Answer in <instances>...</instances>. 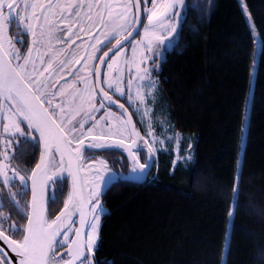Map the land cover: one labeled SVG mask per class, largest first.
I'll list each match as a JSON object with an SVG mask.
<instances>
[{"label": "trees", "instance_id": "1", "mask_svg": "<svg viewBox=\"0 0 264 264\" xmlns=\"http://www.w3.org/2000/svg\"><path fill=\"white\" fill-rule=\"evenodd\" d=\"M207 10L202 15L187 0L172 47L154 70L155 95L146 101L154 133L158 119L167 122L190 159L158 149L146 179L134 181L123 150H86L85 161L103 155L118 174L100 194L105 211L94 264H264V0H211ZM16 26L10 33L26 49L27 35ZM15 138L9 161L26 172L38 143ZM139 149L145 163L149 148ZM66 185L55 204L49 196L48 217L63 204ZM9 189L18 193L19 179L4 187L0 178V230L21 240L23 231L11 225L25 228L26 218L12 210ZM28 194L24 185L16 198L28 204Z\"/></svg>", "mask_w": 264, "mask_h": 264}, {"label": "snow or ice", "instance_id": "2", "mask_svg": "<svg viewBox=\"0 0 264 264\" xmlns=\"http://www.w3.org/2000/svg\"><path fill=\"white\" fill-rule=\"evenodd\" d=\"M152 3L153 7L146 9L147 24L144 25L143 38L137 41V45H144L147 51H152L153 45L159 46L164 43L165 37L160 33L168 31L171 27L170 25L165 26L164 21L169 18L170 10H174L177 4H182V0H167V2L159 4L156 0H152ZM20 7L21 5L14 4L11 0H0V24L10 25L15 15L17 27L23 28L22 34L32 36L31 46L23 55L14 48L12 38L7 39L10 51L4 50V40L0 39V134L5 138V160L9 159L7 148L11 147L14 138L23 137L25 144H31L33 131L39 133L38 139L43 145V149L40 163L36 165V169L32 171L30 177L32 192L30 204H22L21 200L16 198L17 195H20L22 199L26 177L20 176L16 169H12V176H9L6 170L0 172L4 187H7L17 176L19 177V192L13 193L9 189L8 203L14 212L25 217L28 221L25 228L11 225V230L14 233L24 232L22 240L10 242L12 251L19 257L18 264H61V259H58L61 254L58 249L66 247L67 251L64 255H67L69 259L63 264H76L77 261L79 264H94L90 254L95 249L96 231L100 218L98 214L99 202L96 201L89 210L86 209L91 203V198L98 196L99 182L104 181V176L99 171L94 173L99 181L96 188L89 191L88 196L85 197L83 189L89 184V181L81 177L84 162L82 151L85 149L126 147L128 155L132 159L133 171L143 169L146 165L139 163L136 153L132 150L133 147H138L135 141L132 146H125L123 141L109 142L112 136L123 135L128 131V126L131 124L130 118L120 119L119 128L109 125L106 134L104 129H101L102 134L98 138L94 137L90 141L82 139L85 135H92L94 129L99 126V122H94L92 127H89L85 132L84 126L87 121L76 119L84 111L83 106L91 104L93 100L91 92L95 89L89 88L86 77L81 78V82L85 84L84 90L75 89L67 101H62V104L56 105H53L52 101L58 93L47 92L48 84L46 80H41L40 77L44 76L45 73H48L49 76L57 72L62 73L72 63V59L68 58L67 54H65V59L57 62L59 52L53 51L50 46L51 39L56 33L60 35L58 42L64 43L65 34L71 40L72 36H78L80 32L87 31L95 24L107 27L109 22L114 19L123 21L104 34V40L109 41L110 38L120 35L121 31L126 32L129 27L140 22L139 0H125L122 4L104 2L102 5L98 2L86 3L85 0H46V3L32 0V2L23 4L26 12V16L23 18L24 22L19 16ZM118 7L122 8L123 11L114 14L113 9ZM133 7L137 9V13L130 18ZM37 9H40V15H36ZM93 9H96L95 19ZM172 14L178 15L174 11ZM33 19L37 21L35 26L28 22ZM77 26H79L78 31L73 32V28ZM4 30L0 29V35ZM38 31L39 34H37ZM128 35L130 36L131 33L129 32ZM16 42H23L19 40V35ZM103 43L104 41L97 39L92 48L98 51L99 45ZM123 43L124 41L117 40L108 52H105L103 56L96 57V59L106 63L110 70L118 72V56ZM43 48L47 50L43 51ZM113 50H115V54L110 58L111 62L106 61L105 57H108L109 52H113ZM33 52H35V58ZM133 53L135 54V46H133ZM73 56H75V52H73ZM89 58L92 57L85 56L82 60L87 64ZM13 60L23 62L13 64ZM37 61H39V65H37ZM75 63L79 64L81 60H76ZM45 64L44 70L37 75L38 67ZM138 71L147 74L148 70L138 69ZM95 75L97 76L96 86L98 87L100 83L98 70ZM137 79L143 80L144 77L138 76ZM104 82L109 89L124 95V89L120 86V77H110ZM128 87L131 89L132 80H129ZM99 91L104 100L114 103L112 97L103 88H100ZM86 92L87 95H85ZM129 99L132 97L130 96ZM135 99L139 100L140 103L144 102V96L139 91H137ZM45 104H48L47 108ZM103 106L101 103V107ZM119 107L123 108L124 105L121 104ZM91 110H96L94 105ZM66 113H74V115H67ZM84 115L88 116V120L93 119L86 111H84ZM144 115H147V110H145ZM21 123H26L30 129L28 133L21 129ZM132 133H135L134 128ZM74 139L78 143V147L75 149L72 148ZM16 143L19 144V141ZM31 146L38 147V145ZM99 163L103 165L105 162L100 161ZM50 168L56 169L52 175L47 174ZM5 169H7V165H5ZM64 172H67L68 177L71 178L72 190L64 202V208L60 214L49 222L45 216L43 197L41 196L39 201L37 198V175L43 177L41 191L43 192L45 188L49 189L52 197H54L51 202L55 204L63 192V187L67 186V178L61 179ZM193 179L195 180V176ZM3 206L4 201L0 198V208ZM29 207L31 208L30 215L25 211ZM74 214L80 216L79 228L72 227ZM89 215H91V220L88 219ZM4 219L6 218L0 217V223ZM85 226L88 228L86 233L83 231ZM69 232H72L75 237L71 243H69ZM57 237H63V239H57Z\"/></svg>", "mask_w": 264, "mask_h": 264}, {"label": "rangeland", "instance_id": "3", "mask_svg": "<svg viewBox=\"0 0 264 264\" xmlns=\"http://www.w3.org/2000/svg\"><path fill=\"white\" fill-rule=\"evenodd\" d=\"M16 0H11L12 3H15ZM25 2H32V0H22L21 7L19 8V16L21 17V21H23V18L26 16V12L23 8V4ZM40 3H46V0H39ZM85 2H98L101 5L104 2H112L114 4H122L125 2V0H85ZM141 2V9H142V20H141V27L139 29V32L137 35L128 42V44L122 46L119 56H118V68L119 71L110 70L107 67V64L104 66L103 69V77H102V83L107 90V92L111 93L113 97L122 98L126 104L129 105L130 111H132V114H135L138 119V125L142 127V131L138 129V137L140 139V143L142 145H146L149 148L147 159H150L151 157L156 156V152L158 149H166L167 147L172 148V151L174 152V158L177 160H188L190 159L189 149L188 148H182L179 146V141L181 136L179 134H176L171 127L166 123H163L162 120L158 119V131L154 133L153 127L150 124V118H149V112L150 109L148 106V103H146L147 100H151V98L155 95V89L157 86V78L155 76V71L157 64L163 59V56L165 55L166 51L171 49V45L174 42L177 29L180 26V21L182 20L184 13L186 12L187 8V0H182V4H177L174 10H170L169 12V18L164 21L165 26L170 25L168 31H164L160 33L162 36L165 37L164 43L156 46L153 45L152 51H147L144 45H137V41L141 40L143 38V32H144V25L147 24V12L146 9H151L153 7L152 0H139ZM156 2L164 3L167 2V0H156ZM211 3V0H191V5L196 7L198 10H200L201 13L206 14L208 11V7ZM95 11L96 9H93V16L95 19ZM123 11L122 8H114L113 12L118 13ZM173 11L175 13H178V15H173ZM7 14V12H5ZM36 15H40V9L36 10ZM132 15H135L134 13V7L131 9L130 18ZM32 23L34 26L37 25L36 20L28 21ZM123 23V21L119 19H114L111 22H109L107 27L95 24L91 28H89L85 32H80L78 36L74 35L71 37V40L68 39L67 34L64 36V43L58 42L60 39L59 33H56V35L51 39V48L55 52H59V56L57 57V62L59 60L65 59V54H67L68 58L72 59V63L68 65V67L64 70V72H57L53 73L51 76L48 75V73H45L44 76H41V80H46L48 84V88L46 89L49 93H58L55 98L53 99L52 103L53 105L56 104H62V101H67L73 94V91L75 89L84 90L85 84L81 82L82 77H86L87 83L90 89H95V83H94V68L97 63L96 57H99L105 49L110 46L114 41H117L118 38L123 37L125 33L128 32V30L131 28L129 27L126 32L121 31L120 35L114 36V38H110L109 41L104 40V34L107 33L111 28H115L118 24ZM17 21L12 22L10 25L5 26L3 24H0V29H5L0 35V39L4 40V49H8L7 45V39L12 38L13 43L16 42V35H12L10 33L9 27L10 26H16ZM63 27V25H60ZM17 27V26H16ZM79 26L76 28H73V32L78 31ZM19 29L23 30L22 27ZM119 31V29H117ZM39 34V31L38 33ZM47 39V37H45ZM97 39L100 41H104L103 44L99 45V50H94L92 48V45L96 44ZM21 41V39H19ZM27 47L26 49L20 50V43H17V47L15 49H18L19 52L23 55L26 54L28 51V47L31 46L32 36L30 34L27 35ZM133 46H135V54L133 53ZM63 49V51H61ZM43 51H46V48L42 49ZM10 51V50H9ZM73 52H75V56H73ZM115 52L107 59V61H110V58L114 56ZM89 56L92 58H89L87 60V64H85L82 60L83 57ZM33 57L35 58V52H33ZM47 59V57H46ZM76 60H81V63L77 64L75 63ZM23 61H16L13 60V64L16 63H22ZM37 65H39V61H37ZM44 67H46V64L44 66H39L37 70V75H39V72H42L44 70ZM138 69H147V74H144L142 71H138ZM155 70V71H154ZM138 76H143V80H138ZM116 78L120 77L121 84L120 86L124 89V95H120V93L114 92L112 89H109L107 84L104 82L108 80L109 78ZM129 80H132V87L129 89L128 82ZM139 91L144 96V102L140 103L139 100L135 99L136 93ZM88 93L86 92L85 95ZM93 96V100L91 104H85L83 106L84 111L88 112L89 115L93 118L92 120H88V116L84 115V111L81 112L80 116H77V120H85L87 121L84 126V131L86 132L89 127H92V124L94 122H99V126L96 127L92 133V135H85L82 137V139L86 141L92 140L94 137L101 136V129H104V133L106 134L107 129L109 125H114L116 128H119L120 126V119H124L121 114H119L118 109H114L112 107L103 106L101 107V101L96 94L95 90L91 92ZM132 97V99H129V97ZM115 97L116 100H118ZM120 101V100H119ZM93 105L95 106V111H92ZM46 107H48V104H46ZM51 111V109H49ZM145 110H147V115H144ZM67 115H74V113H66ZM134 115V116H135ZM135 117V118H136ZM55 118V117H54ZM22 124V123H21ZM22 129V125L20 126ZM24 127H26V123L24 124ZM28 128V127H27ZM30 131V129L28 128ZM67 131V129H66ZM25 132V131H24ZM20 136H17V138ZM115 138H123L125 140H129V132H125L123 135H115L112 136ZM15 138V139H17ZM71 138V137H70ZM0 144L2 146L1 149V159H0V172L7 171V174L9 176H12V169H16L19 172L20 176H24L23 171L19 170L18 168H15V166L11 165L10 163V157H11V150L12 146L7 148V153L9 156L8 160H5L4 154L6 151V144H5V138L4 136L0 137ZM139 143V144H140ZM76 145V139L73 140L72 146L75 147ZM88 149H85L86 151ZM92 150V149H89ZM86 152L83 154V171L82 174H84V179L87 178L89 181V184L87 187H89V191L96 188L97 182L99 181V178L94 175L95 172L99 171L101 175L104 176V181L99 182L98 186V196L91 198V206L96 203V201L99 202V209L98 214L101 217L102 213L105 211V208L100 203V194L103 191V189L109 185L110 182H112L113 179L118 177L117 172H115L113 169L109 167V161L105 160L103 155H100L97 158H91L89 161H85V158L87 155H85ZM104 161L105 163L101 165L99 162ZM5 165H7V169H5ZM55 171V168H50L48 170V174H52ZM29 173V170L26 171V175ZM136 175V172L129 171L128 176L134 177ZM2 179V178H1ZM15 179H19L17 176ZM14 179V180H15ZM27 182V181H26ZM26 185V183H25ZM69 194H67L66 199ZM66 199L64 201H66ZM46 219L49 220V217ZM91 219V215H90ZM99 218L98 221V228L100 225ZM97 228L96 231V240H95V247L97 245V239L99 230ZM88 230V229H87ZM22 240V239H21ZM20 241V240H17ZM92 254H90V258L92 259ZM62 259V258H58ZM93 260V259H92ZM1 264H8L4 259L1 260Z\"/></svg>", "mask_w": 264, "mask_h": 264}, {"label": "water", "instance_id": "4", "mask_svg": "<svg viewBox=\"0 0 264 264\" xmlns=\"http://www.w3.org/2000/svg\"><path fill=\"white\" fill-rule=\"evenodd\" d=\"M142 9H141V2H139V23H136V24H134V26H132L129 30H128V32L127 33H125L124 35H123V37H121V38H118L117 40H122V41H124V43H123V46L124 45H126V44H128V42L131 40V39H133L134 37H135V35L139 32V29H140V23H141V20H142ZM134 13L136 14L137 13V9L134 7ZM131 33V35L129 36L128 35V33ZM125 37H127V39H125ZM114 44H116V41H114L109 47H107V49L100 55V56H103V54L105 53V52H108V50L110 49V48H112V46L114 45ZM5 50V49H4ZM115 52V50H113V52H109V55H108V57H105V60L107 61V59L113 54ZM99 56V57H100ZM98 61H97V63H96V66H95V68H94V83H95V92H96V94L98 95V97H99V99L101 100V102L104 104V105H106V106H113V107H115L116 109H118L119 110V113H121L122 114V116H124V119H128V118H130L131 119V124L128 126V130H129V138H130V140H125V139H123V138H115V137H111L110 138V141L109 142H117V141H123V143H124V145L125 146H132L133 145V142L135 141V144L138 146V141H139V137H138V132H137V127L135 126V121H134V117H133V115L131 114V112L129 111V109H128V107L126 106V104H124L121 100L119 101V100H116L113 96H112V94L111 93H109V92H107L106 91V89H105V87H104V85H103V83H102V77H103V69H104V66L106 65V63H102L99 59H97ZM99 71V80H100V83H99V86L97 87L96 86V81H97V76L95 75V72L96 71ZM100 88H103V90L105 91V92H107L111 97H112V101H114V103L113 102H109V101H107V100H104L103 98H102V93L99 91V89ZM124 105V107L123 108H121V107H119V105ZM45 107H46V105H45ZM47 108V107H46ZM133 128H134V130H135V133L133 134L132 133V130H133ZM37 136V139H38V137H39V133L38 132H32V137L33 138H35ZM86 141V140H85ZM38 142H39V139H38ZM40 143V142H39ZM76 147H78V143L76 142V145H75V147H73L72 146V148L73 149H75ZM137 148L138 147H133L132 148V150L134 151V152H136V150H137ZM42 149H43V145L40 143V151H39V153H40V155H39V157H38V159H37V161L33 164L34 166L32 167V169L30 170V172H29V174H28V188H29V199H30V201H29V204L31 203V200H32V192H31V179H30V177H31V173H32V171L33 170H35L36 169V165L38 164V163H40V157H41V152H42ZM103 149V148H102ZM117 149H120V150H123L124 151V153H125V155H126V157H127V159H128V161H130L131 163H132V159H131V157L128 155V152H127V148L126 147H117ZM92 150H99V149H92ZM83 153H84V151H82V155H83ZM57 160H58V156H57ZM139 163L140 164H142L140 161H139ZM132 165H133V163H132ZM146 165V167L145 168H143V169H137L136 171H134V172H136V175L134 176V177H130V176H128V178H130L131 180H137V181H143V180H145L146 179V177H147V175L149 174V169H150V167H151V165H152V160H150V159H148V162L145 164ZM55 171H56V169H55ZM49 175H52V174H49ZM63 177H68V174H67V172H64L63 173V175H62V177L61 178H63ZM81 177L84 179V174H82V172H81ZM69 178V186H70V190H69V193L71 192V190H72V182H71V178L70 177H68ZM87 179V178H86ZM41 184H42V181H40L39 180V174L37 175V181H36V187H37V198H38V201L40 200V198H41V196L43 197V202H44V207H45V216H46V214H47V204H48V200H49V198H48V195H49V189H47V188H45L44 190H43V192L41 191ZM83 192H84V195H85V197H87L88 196V193H89V187H87V186H85L84 187V189H83ZM90 205H91V203L88 205V208L86 209V210H89L91 207H90ZM64 208V205L61 207V210ZM28 210H29V212H28V214L30 215L31 214V208L29 207L28 208ZM61 210L57 213V215L56 216H58L59 214H60V212H61ZM56 216H54V218L52 219V220H54L55 218H56ZM74 217H76V219H77V226H76V228H79L80 227V216H79V214H74L73 216H72V218H74ZM88 219H89V217H88ZM51 220V221H52ZM26 224H25V227L27 226V223H28V221H27V219H26ZM84 233H86V226H85V228H84ZM24 233V232H23ZM23 238V237H22ZM59 237H57V239H58ZM72 239H75V237H74V235H73V237L71 238V240ZM17 241L16 239H12L10 236H8L7 234H5L2 230H0V255L2 256V257H4L5 258V260L7 261V263L8 264H18V262H19V257L16 255V253L15 252H13L12 251V247H11V244H10V242L11 241ZM71 240H70V243H71ZM79 261H77L76 262V264L78 263ZM61 264H63V263H61Z\"/></svg>", "mask_w": 264, "mask_h": 264}, {"label": "flooded vegetation", "instance_id": "5", "mask_svg": "<svg viewBox=\"0 0 264 264\" xmlns=\"http://www.w3.org/2000/svg\"><path fill=\"white\" fill-rule=\"evenodd\" d=\"M21 3H22V0H16L15 1V3L14 4H19V5H21ZM15 18V15L13 16V19H12V21H14V24H15V22H16V18ZM123 101V100H122ZM124 102V101H123ZM125 104V103H124ZM109 107H111V106H109ZM112 108H114V107H112ZM115 109V108H114ZM119 113V112H118ZM131 113H132V111H131ZM119 114H121V113H119ZM133 115V114H132ZM121 116H122V114H121ZM134 116V115H133ZM124 118V117H123ZM135 120V119H134ZM22 125H24V123H22ZM25 131H27V133L29 132V130H28V128H27V126L25 127ZM128 132H129V130H128ZM130 140V139H129ZM32 142H37L38 143V154L40 155V153H39V151H40V143L38 142V139H37V136L35 137V138H33L32 137ZM138 150L136 151V154H137V156H140V153H141V151H140V149H139V147L137 148ZM39 155H38V157H39ZM38 159V158H37ZM37 161V160H36ZM34 166V165H33ZM32 166V167H33ZM32 169V168H31ZM30 169V170H31ZM30 170H29V172H30ZM24 173V175L26 176V188L28 189V193H29V188H28V174L26 175V172H23ZM65 178H67L66 179V181H68V186H69V178L68 177H63V178H61L62 180H64ZM68 193V192H67ZM51 195V191L49 190V195H48V198H49V196ZM67 196V195H66ZM66 196H65V199H66ZM28 199H29V194H28ZM64 199V200H65ZM29 201H30V199H29ZM29 201H28V204H29ZM65 202V201H64ZM64 202H63V204H64ZM92 203V202H91ZM62 204V205H63ZM62 205H61V207H62ZM60 207V208H61ZM90 207H91V205H90ZM59 208V210H58V212L61 210ZM27 210H28V208H27ZM29 212V210L27 211V213ZM57 212V213H58ZM57 213H56V215H57ZM55 216V215H54ZM54 216L52 217V218H54ZM47 218H48V216H46ZM52 218H50L49 217V220H51ZM89 220H91L90 219V215H89ZM72 221L74 222L73 224H72V227L73 228H76V226H77V219H76V217H74V218H72ZM88 228H87V226H86V232L88 231L87 230ZM8 235V234H7ZM9 236V235H8ZM68 237H69V243H70V240H71V238L73 237V233L72 232H69L68 233ZM58 239H63V237H59ZM58 251L60 252V254H61V257H58V258H62L61 259V263L62 262H64V261H67L68 259H69V257L67 256V255H64V253L67 251V248L65 247V248H60V249H58ZM2 259H4L5 260V258L4 257H2L1 255H0V264H1V260ZM6 261V260H5ZM7 262V261H6ZM77 264H79V262L77 263Z\"/></svg>", "mask_w": 264, "mask_h": 264}, {"label": "bare ground", "instance_id": "6", "mask_svg": "<svg viewBox=\"0 0 264 264\" xmlns=\"http://www.w3.org/2000/svg\"><path fill=\"white\" fill-rule=\"evenodd\" d=\"M142 5V4H141ZM197 9V8H196ZM198 10V9H197ZM199 12H200V10H199ZM200 14H202V15H205V14H203V13H201L200 12ZM141 24V23H140ZM140 27H141V25H140ZM115 98V97H114ZM25 124V123H24ZM35 131H33V133H34ZM84 151V150H83ZM84 152H86V151H84ZM84 154V153H83ZM83 156V155H82ZM133 167V166H132ZM151 168V167H150ZM150 170V169H149ZM48 174V173H47ZM49 175V174H48ZM124 177V176H123ZM128 177V176H127ZM39 180L40 181H43V177L41 176V175H39ZM93 259V258H92Z\"/></svg>", "mask_w": 264, "mask_h": 264}]
</instances>
